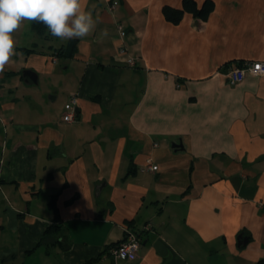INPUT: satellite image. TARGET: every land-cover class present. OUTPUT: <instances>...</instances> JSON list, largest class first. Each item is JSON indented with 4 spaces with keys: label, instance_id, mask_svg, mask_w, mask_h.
Segmentation results:
<instances>
[{
    "label": "crops",
    "instance_id": "1",
    "mask_svg": "<svg viewBox=\"0 0 264 264\" xmlns=\"http://www.w3.org/2000/svg\"><path fill=\"white\" fill-rule=\"evenodd\" d=\"M212 1L173 22L162 9L181 0H81L96 27L69 54L47 27L13 34L0 264H264V75L220 74L264 61V0ZM126 229L141 246L114 259Z\"/></svg>",
    "mask_w": 264,
    "mask_h": 264
},
{
    "label": "clouds",
    "instance_id": "2",
    "mask_svg": "<svg viewBox=\"0 0 264 264\" xmlns=\"http://www.w3.org/2000/svg\"><path fill=\"white\" fill-rule=\"evenodd\" d=\"M24 21L43 23L62 40L84 38L96 27L81 0H0V72L16 55L13 34Z\"/></svg>",
    "mask_w": 264,
    "mask_h": 264
},
{
    "label": "built area",
    "instance_id": "3",
    "mask_svg": "<svg viewBox=\"0 0 264 264\" xmlns=\"http://www.w3.org/2000/svg\"><path fill=\"white\" fill-rule=\"evenodd\" d=\"M115 7V2L110 3L109 9L112 10ZM135 60L132 58L128 60L129 65H134ZM264 75V61H241L238 63H229L220 72L226 83L233 85L241 81L245 75ZM76 103L77 98L75 95H70L66 104V109L61 115V119L66 122H73L76 118ZM157 165L151 163V159H147L144 169L148 171L156 170ZM149 225V224H148ZM148 225H144L143 228H147ZM141 246V238L139 231L125 230L123 238L108 247V254L114 259H133L137 256V252Z\"/></svg>",
    "mask_w": 264,
    "mask_h": 264
},
{
    "label": "trees",
    "instance_id": "4",
    "mask_svg": "<svg viewBox=\"0 0 264 264\" xmlns=\"http://www.w3.org/2000/svg\"><path fill=\"white\" fill-rule=\"evenodd\" d=\"M214 3L212 0H204L200 5H197L195 0H181V8H173L169 6H164L162 11L163 15L166 19L176 22L179 20L182 12H189L194 17H198L200 19H205L209 12L212 10ZM33 28L38 32H43L45 29V25L40 22H33ZM75 45V39H70L66 44V53L69 54L72 48Z\"/></svg>",
    "mask_w": 264,
    "mask_h": 264
},
{
    "label": "water",
    "instance_id": "5",
    "mask_svg": "<svg viewBox=\"0 0 264 264\" xmlns=\"http://www.w3.org/2000/svg\"><path fill=\"white\" fill-rule=\"evenodd\" d=\"M23 74L32 77V78L34 79V81H36V77H35V75H34L32 72H30V71H24ZM173 145L176 146V144H174V143H173ZM245 241H246V240L244 239V240H243V243H244Z\"/></svg>",
    "mask_w": 264,
    "mask_h": 264
},
{
    "label": "rangeland",
    "instance_id": "6",
    "mask_svg": "<svg viewBox=\"0 0 264 264\" xmlns=\"http://www.w3.org/2000/svg\"><path fill=\"white\" fill-rule=\"evenodd\" d=\"M24 262L22 264H31V260L26 258L23 260ZM33 263L35 264L34 260H33ZM5 264V263H4ZM14 264H20V260H16L14 261Z\"/></svg>",
    "mask_w": 264,
    "mask_h": 264
}]
</instances>
